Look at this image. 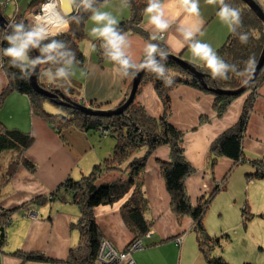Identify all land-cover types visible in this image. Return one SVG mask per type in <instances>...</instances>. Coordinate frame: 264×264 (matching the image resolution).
Returning a JSON list of instances; mask_svg holds the SVG:
<instances>
[{
	"label": "trees",
	"instance_id": "16d2710c",
	"mask_svg": "<svg viewBox=\"0 0 264 264\" xmlns=\"http://www.w3.org/2000/svg\"><path fill=\"white\" fill-rule=\"evenodd\" d=\"M30 1L29 7H34L46 0ZM138 1L132 0V18L130 22H120V27L125 32H134L148 40L147 34L140 27L147 2H145L146 0H140V4H138ZM228 2L240 9L243 20L240 31L246 32L249 40L247 44H241L238 35L229 32L225 42L216 51L226 62L236 64L242 70L245 67L244 62L249 57L255 59V65L258 62L264 45V25L240 0H228ZM81 14L84 16V23L78 26L73 24L69 31L56 37V39L65 40L70 44L72 50L76 53L77 60L80 62L77 65L79 69L85 66V57L79 42L86 37L84 28L89 13ZM4 31L5 29L0 28V36L3 35ZM95 43L97 45V58L102 64L107 59L104 57L102 49H100V41ZM4 47H7L6 42H0V48ZM188 64L203 75L202 80L207 89L195 77L182 70L177 63L168 59L166 66L171 69L170 74L175 81L170 87L150 72L147 73V78L145 77V81L153 84L163 105V113L160 118L150 117L143 107L135 102L120 115L105 118L84 115L73 107H65L63 113H60V111L54 114L48 112L45 107L50 106L49 100L31 89L29 79H19L18 69L10 67L7 58H4L3 69L7 83L0 91V109L3 108L6 99L11 94L25 96L29 101L30 114L44 120L60 139H64L62 133L68 128L81 130L86 135L92 131L98 132L100 127L101 129L102 127L112 129L107 136L113 138L115 144L109 155L101 163L93 166L89 175L83 176L81 179L67 178L47 195L37 196L23 205L31 208L51 207L53 204H67L76 207L79 215L76 222L71 224V228L78 232V243L70 249L68 259L64 263L96 264L95 259H97L100 243L105 241L94 214L95 209L100 206L113 205L124 200L120 207V215L125 227L133 235L132 240H142L150 233L151 224L145 219L148 206L142 191L141 174L146 167L148 158L158 148L168 147L170 151L169 161L160 162V171L166 192L170 197L171 211L178 218L188 216L193 220V231L197 237L198 248L208 264H229L220 256L211 257V248H208L210 247L208 243L213 242L214 246L218 247L222 237L210 236L203 224L204 216L212 203L213 197L218 192L224 191L225 186L216 185L210 194L199 199L196 205H192L185 187V181L193 174L194 170L184 156L183 133L169 123L170 92L181 85L210 94L214 97L213 107L216 115L221 117L237 96L214 94L208 89L235 91L244 85L242 81L245 78L229 74L231 76L229 80H214L204 65ZM47 67L49 66H40L37 82L43 89L52 90L56 86L48 84L41 74L42 70ZM13 73L16 74L15 79L12 77ZM261 82H264V67L253 87L255 88ZM73 83L74 85L60 87L62 91L64 90L67 94L74 96V99L71 100L72 103L83 107H86L87 103L94 110L102 109L101 107L105 103L100 104L93 100L84 103V99L80 98L81 94L78 93L80 90L78 85H81L82 88L81 82L74 80ZM251 106L252 99L244 105L242 114L235 126L222 133L209 149L216 157L227 158L235 166L248 163L244 156L242 142ZM32 143L33 139L29 132L7 129L0 121V158L7 153L18 154L19 157V161L14 160L9 164L6 179L12 177L19 166H22L31 174L35 172L36 165L23 156ZM141 151H143V155L139 156L138 154ZM249 164L252 166V170L245 174L246 180H264V162L253 160ZM105 170L117 171L120 175L114 181L100 180L101 182L96 183L95 174L104 173ZM16 209L7 210L2 208L0 204V253L7 243L8 229L11 226L12 215ZM243 212H245V209H243ZM146 247L148 246L143 242V249ZM134 254H132V259ZM10 255L21 259L22 262L56 263V261L45 257L41 252H26L19 248Z\"/></svg>",
	"mask_w": 264,
	"mask_h": 264
},
{
	"label": "crops",
	"instance_id": "0c3cea01",
	"mask_svg": "<svg viewBox=\"0 0 264 264\" xmlns=\"http://www.w3.org/2000/svg\"><path fill=\"white\" fill-rule=\"evenodd\" d=\"M256 1L264 8V0ZM109 3L110 6L106 10L112 11L114 15H117L120 22L128 19L130 8L124 9L121 12L119 10V1L112 0ZM164 3L166 5L165 19L170 21L172 27L165 33V39L162 40L163 44L166 46L169 55H178L181 59L192 61L193 59H187L183 56L190 48L187 46L181 48L177 41L182 40L178 29L180 27L191 26L195 18L187 14L177 15V7L174 0H164ZM27 4L16 5L15 9L19 8L23 13L28 9ZM200 10L205 20L201 30L203 34L217 16L218 7L208 5L205 0H200ZM88 22L90 23V21L87 20V25L89 24ZM143 22V29L148 33L153 32L155 34V30L148 23L146 15L143 17ZM202 34H198L197 39ZM127 35L130 43L128 54L133 63H140L144 57L146 41L136 34L128 33ZM222 42L224 43L225 40L224 38L222 40L221 37L215 45L214 50H217L223 44ZM108 62L109 65L102 66V68L97 70L96 66L92 67L88 65L89 70H87V76H84V78L86 80L92 79L94 87H89L91 89L88 92L90 101L96 100L98 103L104 104L118 103L123 99L124 88L122 80L124 77H121L115 71L116 65L111 64L110 61ZM6 83L7 78L5 76L4 79L0 80V91L6 86ZM95 85L97 88H95ZM83 93H85L84 88ZM17 97L25 98L23 111H27L28 115L26 118H22V120L24 123L28 121L31 126H28V129L25 128L27 130H21L22 128L19 129L16 124H13L14 127L10 129L29 132L34 142L24 153V157L38 166L50 156L49 147L51 144H54L60 153L67 154L69 162L66 166L78 160L74 157L75 155L65 152L63 142L58 139L57 135L47 124H44L41 119L33 117L30 114L28 98L19 94H11L6 99L3 108L7 102H10L8 101L10 98ZM247 97L248 94H245L234 100L228 106L224 115L218 118L213 107L214 97L212 95L181 85L170 92L169 123L183 133L184 156L195 170V173L185 181V187L192 205H196L200 197L210 194L225 177H228V181L223 192L227 191L228 187L231 189V182L236 181L244 184L245 177L242 179V177H237V174L242 172L243 176H245L246 173L250 172L252 166L249 162L253 160L264 162V84L258 90V96L255 98L248 112L247 127L243 136L244 156L248 163L235 166L231 160L224 157H216L209 150L213 142L222 133L234 127L238 122ZM138 101L144 106L149 116L153 118H160L162 116V103L151 85H146L143 88ZM2 109H0V121L5 125L6 121L1 115ZM7 127H9L8 124ZM44 145H46V148L43 147ZM138 155H143V151ZM158 161H169V150L166 147L158 148L152 154L147 161L143 173L144 193L148 202L145 219L151 224V228L149 233L150 238L144 240V244L148 247L133 255L134 263L208 264L198 248L197 237L193 231V220L188 216L178 218L170 209V197L166 192L164 181L160 175ZM83 171L85 170H82V173H84ZM67 176H69V171L66 170L57 180H51V184H47L45 181H42L43 179L40 176L31 174L23 167H20L16 177L14 176L5 184V194L8 195L5 198V201H7L5 207L8 209V206H10V208L16 209L28 203L27 201L34 197L47 195L66 179ZM71 176L75 179L78 178V176L73 174ZM100 180H103V178H100ZM105 181L110 182V180ZM249 185H251V182ZM32 186L41 187L44 191H40L38 194L28 193L27 188H32ZM21 196L25 197V199L18 202L19 199L17 197ZM123 202L124 200L113 205L100 206L94 211L103 240L108 241L112 246L121 250L125 249L133 238V235L125 227L120 215V207ZM31 209L38 214L36 220H28L22 216L21 212H16L21 213L22 216V225L17 227V222L14 224L16 219L13 220L12 218V223L7 233V243L0 253V263L52 264L34 261L22 262L21 259L10 255V253L19 248L26 252H41L45 257L56 261L54 264H66L64 262L68 259L70 249L78 243V232L71 228V224L78 219V210L76 207L67 204H53L51 207H32ZM178 236L183 237L180 244H176L173 240ZM221 245L222 240L219 246L211 253V257H222L218 251L222 248Z\"/></svg>",
	"mask_w": 264,
	"mask_h": 264
},
{
	"label": "rangeland",
	"instance_id": "374dc122",
	"mask_svg": "<svg viewBox=\"0 0 264 264\" xmlns=\"http://www.w3.org/2000/svg\"><path fill=\"white\" fill-rule=\"evenodd\" d=\"M109 1H112V0H109ZM117 1H119V0H117ZM254 1L256 4L259 5V7L262 9V11L264 13L263 6H261L256 0H254ZM29 2H31V1L30 0H0V13L5 17L8 24L12 23L13 21L19 22L21 20L28 23L31 21V19L34 15H36L40 12L39 8L41 5V4L40 5L37 4L34 7L32 6L33 7L32 8V7H29ZM145 2H147V0ZM19 4L20 5L27 4L28 9H26V11L22 13L19 8L15 9V6L19 5ZM138 4H140V0L138 1ZM132 15H133V13H132V10L130 8V15H129L128 19L126 20V22H130ZM144 15H145V13L142 14V22H140V27L142 29L144 28V26H143L144 25L143 24L144 23L143 22ZM92 26L93 25L91 24V22L88 25L85 23L84 30H85L86 37L82 41L79 42V45H80L82 52L84 54V57H85V66H84V68H82L85 73H87V70H89L88 65L92 66V67L96 66V70L102 68V66L109 65L108 60H106V61L104 60V62L101 64V62H99V60L97 58L96 51L90 52V50H89L88 42H89V40L92 39L89 36V29ZM2 29H4V28H2ZM144 32L147 34L148 40L144 39L139 34H136L134 32H126V33L127 34L128 33L136 34V35L140 36L141 38H143L146 42H149V37L151 35H153L154 33L153 32L148 33L145 30H144ZM228 34H229V30H228L227 26L224 25L220 21L218 16H216L215 19H213L209 28L202 35H200V37L198 39L205 42V43H209L212 46V48L214 49L215 45L219 42L220 38L222 37V40H223V38H224V40H226ZM164 39H165V34H164ZM150 42H153V43L156 42L161 47H163L167 50V48L163 44L162 40L150 41ZM167 52H168V50H167ZM172 56L178 57L181 59V57L178 55H172ZM183 56L187 59L188 58L193 59L190 49L187 50ZM181 60L185 61V62L187 61L184 59H181ZM187 62L192 63V64L197 65V66L203 64L202 61H199L196 59H193L192 61L188 60ZM111 64H112V62H111ZM80 70L81 69L76 67V75L73 77V79L81 82L82 88H81V85H78L80 87L79 89L81 90V91L79 90L78 93L81 94L80 98L85 99L84 103H86V102L90 101L88 92H89V90H91L90 88H94L93 87V81H92V79L86 80L84 77H82L80 75ZM147 73H148V71L142 76V78L139 82V85H138L139 89L137 88V92L135 94V97H134L133 101L128 105V107L130 105H132L133 102H135V103H139L143 107V109L145 110L144 106L138 101V98L140 97V95L143 91V88H145L146 85H151L154 88V86L151 82L145 81V77H146ZM252 73H251V75H252ZM5 76H6V74L4 72V69L0 68V80L4 79ZM134 77L130 76L127 78H123L122 86L124 88V91L123 90L122 91H123L124 96H123V99H121L118 103H105L104 106L101 107L102 109H98V110H94V109L90 108L89 107L90 105L87 103H86V105L85 104L84 105L93 111H111V110L118 109L128 100V98L130 96L131 89H132V83H133ZM249 79L250 78H248V80ZM44 80H46V78ZM73 81L71 82V85H74ZM254 83L251 84L250 88L246 92L238 95L236 99L244 96L245 94H248V97L246 98L245 104H247L250 101V99H252V104H253L255 98L258 96V90L264 84V82L259 83L257 86H255V88L253 87ZM244 85H245V83H244ZM83 88L85 90V93H83ZM95 88H97L96 85H95ZM55 89H59L62 91V89L60 87H55L52 90H55ZM62 94H64L70 101L72 99H74V96L67 94L64 90L62 91ZM24 99L25 98H22V97L10 98L8 100L10 102H7L6 106L2 109L1 115L9 126V127H7V124L5 123V125H4L5 128H7V129L13 128L14 127L13 124H16V126H18L19 129L22 128L21 130H27L31 126V124L28 121L26 123H24V121L22 120V118H26V116L28 115L27 111H25V112L23 111V107L25 106ZM93 101L97 102L96 100H93ZM49 103H50L49 104L50 106H46L45 108L47 109L48 112H50L52 114L58 113L59 111H60V113H63V111L65 110L64 109L65 107H63L61 105H55L51 101H49ZM100 104H103V103H100ZM28 106H29V103H28ZM70 107H71V105L68 106V108H70ZM162 107H163V105H162ZM125 110L123 112H125ZM145 112H146V110H145ZM218 118H220V117H218ZM201 120H200V122H201ZM42 122L44 124H47L44 120H42ZM25 128H27V129H25ZM111 130L112 129H106L103 127L101 129V127H100L98 132L92 131V132H89L87 135L84 132H82L81 130H78L75 128H68V129L64 130V132L62 133V135L64 136V139H60L59 136H57V137H58V139H60L61 142H63L65 152H69L70 154L75 155L74 157H76V159H78V160H75L73 164L70 163L69 165L66 166V164L69 162L67 159V156H66L67 154L60 153V151H58L56 146H54V144L53 145L51 144V146L49 147L50 156L46 160H43L40 163V165H38V166L36 165V170L33 174L40 176L41 179H43L42 181H45V183H47V184L52 182L51 180H55V179L57 180V178L61 177L66 170L69 171V176H67V178L72 177L71 176L72 174L75 176H78L77 179H81L83 176L89 175L93 166L101 163L109 155L112 147L115 144L114 139L107 136V135H109V133H111ZM183 138H184V136H183ZM32 144H31V146H32ZM43 147L46 148V145H44ZM166 148L169 150L168 147H166ZM183 149H184V144H183ZM26 151L24 153H26ZM169 153H170V151H169ZM23 156H24V154H23ZM149 158H148V160H149ZM14 160L19 161L18 154L7 153V154H4L0 158V189H1L0 204H1V207L4 209H7L5 207V204L7 202V201H5L6 200L5 198L8 196L5 194L6 193V190H5L6 185L5 184H7V182H9L14 176L16 177L19 168L22 167V166H19L17 168V170L15 171V173L13 174V176L10 177L9 179H6V172H7L8 166ZM157 164H158V167L160 170V161H158ZM81 168H82V170H85V171H83L84 173H82ZM144 170L141 174V180H142V191H143V195L145 198L144 179H143ZM77 173H78V175H77ZM194 173H195V170L193 171V174ZM119 175H120V173L117 171L105 170L104 173L95 174V178L98 181V182L96 181V183L101 182L100 178H103V180H110V182L114 181L117 179L116 177ZM160 175H161V171H160ZM161 177H162V175H161ZM237 177H242V179H244L243 177H245V176H243L242 172H240L239 174H237ZM66 179H64V180H66ZM227 181H228V177H225L220 183H218V185L220 187L224 185L226 188V182ZM250 182H251V185H249ZM253 182H255V183H253ZM27 189H28L27 190L28 193H31V194H38L40 191H44L41 187H35V186H32V188L29 187ZM222 192H218L213 197L212 203L209 206V208H208V210L204 216V219H203L204 227L210 236L222 237V245H221L222 248L218 250L219 255H221L222 258L229 264H264V181L246 180V178H245L244 184H241V183L236 182V181L231 182V189H229V187H228L227 191H225L223 193ZM205 196L206 195H204L202 197H205ZM202 197H200V199ZM17 198L19 199L18 202L24 201V199H25V197H22V196L17 197ZM32 199L28 200L27 202L31 201ZM13 203H14V205H16L15 202H13ZM147 206H148V202H147ZM9 208H10V206H8V209ZM30 208H31L30 206L26 207V206L22 205L15 210L14 214H16V215L14 217V214H13L12 218H13V220L16 219L14 221V224L17 222L16 223L17 227L22 225V222H21L22 216L28 220H36L38 218V214L35 213ZM243 209H245V212H243ZM9 210H13V209L10 208ZM16 212H21L22 216H21V213H16ZM11 232H12V230H11ZM148 235H146V237L141 240L142 244H143L144 240L148 238ZM225 235L227 237H224ZM179 238L182 239L183 237L182 236L176 237L175 239H173L174 242L177 243V239H179ZM132 242H134V240ZM132 242L131 243L129 242L130 244L128 243L127 244L128 246H126V247L129 248L133 244ZM101 244H102V242L100 243V247H101ZM208 245L210 246L208 248H211L210 249L211 253L217 247V246H214L213 242L208 243ZM139 251H141V250H137V251L133 252L132 254L137 253ZM98 253H97V255H98ZM95 260L97 261V259H95ZM127 262H129V260H127L125 264H127Z\"/></svg>",
	"mask_w": 264,
	"mask_h": 264
},
{
	"label": "clouds",
	"instance_id": "9594fccd",
	"mask_svg": "<svg viewBox=\"0 0 264 264\" xmlns=\"http://www.w3.org/2000/svg\"><path fill=\"white\" fill-rule=\"evenodd\" d=\"M205 2L217 6L220 21L227 26L229 32L238 35L241 44H247L248 34L240 31L243 26L240 9L228 0ZM64 3L65 0H46L40 5V12L30 22L13 21L7 25V29L0 36V42L7 44V47L0 48V68H3L4 58H7L8 65L18 69L19 79L28 80L37 73L41 65H48L41 73L48 84L56 87L70 86L80 62L70 44L56 37L69 31L73 24L78 26L84 23L81 13H89L87 20L93 25L89 29V36L92 38L88 42L89 50L97 51V45L93 41H100L104 57L116 65L115 71L121 77H134L139 71L146 70L162 80L166 86L170 87L175 82L170 74L171 69L166 66L167 50L158 43L150 42L163 40L164 34L172 27L170 21L165 19L164 0H147L144 13L155 34L145 43L144 58L140 63H133L128 54L130 43L127 33L120 27L119 17L106 10L110 6L109 0H66L69 14L63 11ZM174 3L177 15L187 14L195 18L191 26L178 29L182 37V40L177 41L180 47L190 48L193 59L202 61L214 80H229V74H234L244 77L242 82L246 84L254 70L255 59L249 57L242 70L236 64L226 62L209 43L197 39L198 34H202L205 23L200 0H174ZM131 6L132 0H119L121 12ZM33 51L38 52V55L32 56ZM80 75L84 77L87 73L81 69ZM12 77L15 79L16 74L13 73Z\"/></svg>",
	"mask_w": 264,
	"mask_h": 264
},
{
	"label": "water",
	"instance_id": "95a60500",
	"mask_svg": "<svg viewBox=\"0 0 264 264\" xmlns=\"http://www.w3.org/2000/svg\"><path fill=\"white\" fill-rule=\"evenodd\" d=\"M240 1L250 11H252L253 14L257 17V19L259 21H261L262 24L264 25V13L259 8V6L253 0H240ZM63 11L65 12V14L70 13V9L66 3V0L64 3ZM7 25H8L7 20L0 13V28L7 29ZM31 55L36 56V55H38V53L36 51H33L31 53ZM168 59L177 63V65L182 70H184L185 72H187V73L191 74L193 77H195L199 81V83L205 89H207V87L205 86V84L203 83V80H202L203 75L201 73H199L193 66L189 65L185 61H182L180 58L174 57V56L169 55V54H168L167 60ZM263 67H264V45H263L261 55L258 59V62L255 65L254 71H253L250 79L248 80V82L245 85H243L241 88H239L235 91L212 90V89H208V90L214 94L238 96V95L246 92L250 88L251 84L254 83L256 81V79L258 78ZM39 70H40V67L38 68L37 73L32 75L31 78L29 79V85L35 93L44 96L45 98H47L49 101H51L55 105H61L63 107H68L71 105V107L80 111L84 115H91V116L105 117V118L112 117L115 115H119L128 107V105L133 101V99L135 97V94L137 92V88H138V85H139V82H140L142 76L147 72L146 70H141L135 75V77L133 78L130 96H129L128 100L121 107H119L116 110H111V111H93V110L85 108L79 104L72 103L64 94H62V92L60 90H46V89H43L42 87H40L38 85V82H37Z\"/></svg>",
	"mask_w": 264,
	"mask_h": 264
},
{
	"label": "built area",
	"instance_id": "2783aa9c",
	"mask_svg": "<svg viewBox=\"0 0 264 264\" xmlns=\"http://www.w3.org/2000/svg\"><path fill=\"white\" fill-rule=\"evenodd\" d=\"M148 237H150V235H148ZM133 240L134 242H132ZM133 240L130 241V243L132 242L133 244L129 248L126 247L123 250L115 248L108 241H103L98 251L99 253L97 255L96 264H125L127 260H129L127 264H134L133 259H132V253L137 250H142L143 244L140 239L139 240L133 239ZM181 242H182V239L179 238L177 239L176 244H180Z\"/></svg>",
	"mask_w": 264,
	"mask_h": 264
},
{
	"label": "bare ground",
	"instance_id": "6f19581e",
	"mask_svg": "<svg viewBox=\"0 0 264 264\" xmlns=\"http://www.w3.org/2000/svg\"><path fill=\"white\" fill-rule=\"evenodd\" d=\"M254 1V0H253ZM255 2V1H254ZM258 5V4H257ZM259 6V5H258ZM260 8V7H259ZM261 9V8H260ZM262 10V9H261ZM263 12V11H262Z\"/></svg>",
	"mask_w": 264,
	"mask_h": 264
}]
</instances>
